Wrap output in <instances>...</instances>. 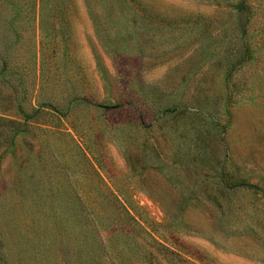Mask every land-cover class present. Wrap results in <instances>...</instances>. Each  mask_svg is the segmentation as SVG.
<instances>
[{
  "label": "rangeland",
  "instance_id": "374dc122",
  "mask_svg": "<svg viewBox=\"0 0 264 264\" xmlns=\"http://www.w3.org/2000/svg\"><path fill=\"white\" fill-rule=\"evenodd\" d=\"M0 264H264V0H0Z\"/></svg>",
  "mask_w": 264,
  "mask_h": 264
}]
</instances>
